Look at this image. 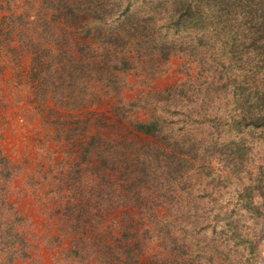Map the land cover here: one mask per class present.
<instances>
[{
	"label": "trees",
	"instance_id": "1",
	"mask_svg": "<svg viewBox=\"0 0 264 264\" xmlns=\"http://www.w3.org/2000/svg\"><path fill=\"white\" fill-rule=\"evenodd\" d=\"M25 1V18H14V24L22 22L40 39L57 44L62 37L54 35L46 21L49 11L54 20L67 22L72 33L88 40L66 42L65 49L60 44L59 53L49 54L43 68L34 57L38 71L33 75L42 77L41 92L51 91L60 101L68 88L69 97L74 94L70 106L90 95L86 81H97L104 95L117 96L128 71L151 79L166 69L170 56L181 60L178 71L183 77L177 84L121 101L117 110L122 117L124 112L145 110L146 120L130 126L154 138L150 147L121 163L134 179L126 186L133 195L122 201L138 210L142 230L128 232L130 238L139 234L156 242L163 254L160 264H212L213 252L235 264L244 250L251 264L264 262V166L251 178L254 146L264 145V0H40L34 15L32 1ZM243 177L248 182L241 183L236 198L243 212L215 213L214 221H222L219 239H209L205 253L187 251L186 241L175 235L181 222L211 224L207 205L196 208V215L187 210L192 189L201 185L211 192ZM197 203L193 200L190 208ZM258 218L262 223L255 222ZM14 221H0V252L6 264H13L18 253L25 255ZM124 221L132 227L127 217ZM128 238H123V254L128 256L123 264H131ZM113 255L109 253L104 264H113Z\"/></svg>",
	"mask_w": 264,
	"mask_h": 264
},
{
	"label": "rangeland",
	"instance_id": "2",
	"mask_svg": "<svg viewBox=\"0 0 264 264\" xmlns=\"http://www.w3.org/2000/svg\"><path fill=\"white\" fill-rule=\"evenodd\" d=\"M30 1L34 15L40 0ZM28 7L25 0H0V221L16 219L13 228L25 243V255L18 253L13 264H104L109 253L114 254L110 256L113 264H123L128 260L123 254V238L128 236L131 264H160L163 254L156 242L143 240L139 234L134 237L131 233L130 238L128 232H142L137 225L138 210L122 201L124 196L133 195L126 186L134 180L129 170H123V159L150 147L154 138L130 126V122L146 120L145 110L124 112L123 117L117 110L123 105L121 101L131 102L140 94L161 92L177 84L183 77L178 71L180 58L170 56L166 69L151 79L136 71L123 74L125 83L117 96L104 95L97 81H86L90 95L83 96L79 105L70 106L74 94L70 98L68 88L60 101L51 91L41 92L42 77L33 75L38 71L34 57L40 58L43 68L49 54L59 53L60 44H65L61 47L65 49L66 42L88 40L72 33L67 22L54 20L49 11L45 19L54 35L62 38L57 44L40 39L32 27L18 21L14 24V18H25ZM260 165L264 166V145L257 142L251 178ZM2 173L9 176L2 178ZM245 182L247 177L211 192L208 188L204 192L201 185L192 189V201L199 203L190 208V200L187 210L196 215L200 212L196 208L207 205L211 224L181 222L175 235L186 241L187 251L205 253L209 239H219L222 221H214L215 213L230 209L243 212L236 198ZM126 217L132 227L124 221ZM255 222L262 223L259 218ZM233 242L227 244L232 246ZM210 256L212 264H228L214 252ZM246 256L244 250L235 264H251ZM0 264H6L1 252ZM258 264L264 262L258 259Z\"/></svg>",
	"mask_w": 264,
	"mask_h": 264
}]
</instances>
